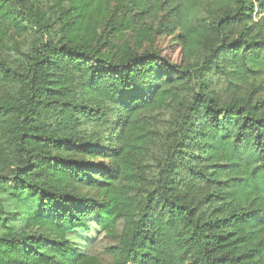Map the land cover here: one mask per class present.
<instances>
[{
  "label": "trees",
  "instance_id": "1",
  "mask_svg": "<svg viewBox=\"0 0 264 264\" xmlns=\"http://www.w3.org/2000/svg\"><path fill=\"white\" fill-rule=\"evenodd\" d=\"M262 91L264 0H0V264H264Z\"/></svg>",
  "mask_w": 264,
  "mask_h": 264
},
{
  "label": "rangeland",
  "instance_id": "2",
  "mask_svg": "<svg viewBox=\"0 0 264 264\" xmlns=\"http://www.w3.org/2000/svg\"><path fill=\"white\" fill-rule=\"evenodd\" d=\"M169 43V37L162 36L158 39L157 46L163 51V54L176 59L177 50L174 52V48L168 46ZM261 97H264V91L261 92ZM157 154H159V148L156 147L148 154L147 160L153 161ZM122 224L123 222L119 221L114 231L106 232L91 220L88 229L76 231L74 234L69 235V239L81 250L94 255L102 264H110L112 255L105 252V247L118 242V234L121 231Z\"/></svg>",
  "mask_w": 264,
  "mask_h": 264
}]
</instances>
